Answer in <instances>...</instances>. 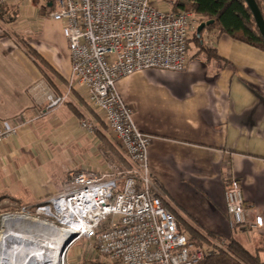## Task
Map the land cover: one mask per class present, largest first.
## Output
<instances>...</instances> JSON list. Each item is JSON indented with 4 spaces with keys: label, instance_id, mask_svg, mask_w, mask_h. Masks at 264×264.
Returning <instances> with one entry per match:
<instances>
[{
    "label": "crops",
    "instance_id": "obj_1",
    "mask_svg": "<svg viewBox=\"0 0 264 264\" xmlns=\"http://www.w3.org/2000/svg\"><path fill=\"white\" fill-rule=\"evenodd\" d=\"M48 3L43 11L50 13ZM46 23L47 32L33 34L24 21L27 33L17 40L0 21V128L4 122L18 127L0 144V210L64 194L73 174H101L117 166L115 151L121 153L85 90L71 85L63 26ZM207 28L202 40L209 48L189 52L184 71H139L120 79L117 90L138 129L151 137L150 172L165 207L222 240H237L264 262V226L231 229L225 200L231 176L251 218L264 221V51ZM26 46L51 69L36 63ZM48 91L68 93L67 102L46 109Z\"/></svg>",
    "mask_w": 264,
    "mask_h": 264
},
{
    "label": "built area",
    "instance_id": "obj_2",
    "mask_svg": "<svg viewBox=\"0 0 264 264\" xmlns=\"http://www.w3.org/2000/svg\"><path fill=\"white\" fill-rule=\"evenodd\" d=\"M48 1H52L51 19L63 26L68 43L71 85L77 83L85 90L86 103L103 116L131 168L75 173L68 192L4 215L0 247L5 220L23 217L37 224L50 241L52 237L54 242L67 240L62 264H66L70 249L83 240L91 246L88 258L105 262L201 264L209 248L193 244L165 207L150 172L151 137L136 126L132 109L118 93L117 82L144 70L184 71L189 63L190 39L203 21L195 12L179 8L178 0ZM8 3L0 0V6ZM68 95L46 92V109L64 105ZM82 126L93 130L90 121H82ZM17 133V126L4 122L0 144ZM225 200L231 229L264 226L261 216L251 218L242 189L231 176L225 183ZM43 254L47 261L52 256L49 250Z\"/></svg>",
    "mask_w": 264,
    "mask_h": 264
},
{
    "label": "trees",
    "instance_id": "obj_3",
    "mask_svg": "<svg viewBox=\"0 0 264 264\" xmlns=\"http://www.w3.org/2000/svg\"><path fill=\"white\" fill-rule=\"evenodd\" d=\"M255 1L264 17V0ZM177 5L185 11L195 12L201 21L214 20V24L210 25L207 30L217 28L221 34H226L237 41L264 51V38L245 0H178ZM10 11L9 9L6 10L4 6H0V18L5 20L4 17L9 16ZM193 39L200 41L202 34L201 37L195 34ZM25 49L36 60V63L44 65L48 70L51 69L35 50L29 46H26ZM100 135L103 140L106 139L102 134ZM115 153L116 157H122L119 151L116 150ZM128 165L131 168L129 163ZM175 217L180 231L187 234L193 244L197 246L206 245L209 248V253L201 264H264L257 254L249 252L237 240H222L218 236L204 231L194 220L188 222L178 215ZM81 264L115 263L105 262L101 258L84 257Z\"/></svg>",
    "mask_w": 264,
    "mask_h": 264
},
{
    "label": "rangeland",
    "instance_id": "obj_4",
    "mask_svg": "<svg viewBox=\"0 0 264 264\" xmlns=\"http://www.w3.org/2000/svg\"><path fill=\"white\" fill-rule=\"evenodd\" d=\"M45 4H46V0H9V4L5 5L7 6L6 9L9 8V10H11L9 16H6L5 20H0L1 25L4 28V32L6 33L5 35L9 34L10 36L15 37V39L19 40L18 37L15 36L16 34L22 36L23 35L22 33L24 34L27 33V31H25L26 29H23V27H21L24 21L30 27V31L33 34L43 33L45 31L47 32L50 27L46 22L52 21V19L50 18L51 15L49 12L43 11V7L45 6ZM189 47H190V52L193 53H195V51H197V49L200 48H205V50L209 48L207 44L203 43L202 39L198 41V40H194L193 37L190 39ZM115 159L117 166L113 167L111 165L108 167L107 170L115 172L118 171V169L120 171L123 170L127 171V169H130L127 160L123 155L121 158L115 156ZM20 208L21 206H13L8 208H3V210L1 209L0 226L2 225L3 222L2 217L4 215L18 212ZM89 247H91L90 244L85 240L75 244V246H73L70 249L69 255L66 258V264H81L82 259L84 257H88L87 252L90 249Z\"/></svg>",
    "mask_w": 264,
    "mask_h": 264
},
{
    "label": "bare ground",
    "instance_id": "obj_5",
    "mask_svg": "<svg viewBox=\"0 0 264 264\" xmlns=\"http://www.w3.org/2000/svg\"><path fill=\"white\" fill-rule=\"evenodd\" d=\"M36 226L37 224L23 217L5 220L4 227L6 230L5 235L1 239L0 264L63 263L62 252L67 240L54 242L52 237L50 241L48 234ZM47 230L51 232V228ZM48 250L51 251L52 256L47 261L44 260L47 255L43 253Z\"/></svg>",
    "mask_w": 264,
    "mask_h": 264
},
{
    "label": "water",
    "instance_id": "obj_6",
    "mask_svg": "<svg viewBox=\"0 0 264 264\" xmlns=\"http://www.w3.org/2000/svg\"><path fill=\"white\" fill-rule=\"evenodd\" d=\"M247 6L249 7L250 11L252 12L253 16H254V19L256 21V24L259 28V31L262 35V37L264 38V17L260 11V8L258 7L257 5V2L255 0H245ZM47 7L48 8H52V1H50L48 4H47ZM214 24V20H210V21H207V22H203L199 27H198V30H197V35L198 37H201V34L202 32L207 28L209 27L210 25ZM73 237L75 236H72L69 241L67 242V244L73 239Z\"/></svg>",
    "mask_w": 264,
    "mask_h": 264
}]
</instances>
